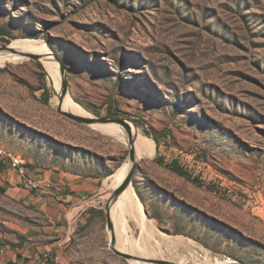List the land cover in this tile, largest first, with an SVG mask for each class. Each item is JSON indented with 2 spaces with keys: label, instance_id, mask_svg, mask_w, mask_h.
I'll use <instances>...</instances> for the list:
<instances>
[{
  "label": "rangeland",
  "instance_id": "rangeland-1",
  "mask_svg": "<svg viewBox=\"0 0 264 264\" xmlns=\"http://www.w3.org/2000/svg\"><path fill=\"white\" fill-rule=\"evenodd\" d=\"M26 38L45 44L88 117L121 118L154 144L131 183L149 233L126 216L115 231L124 250L170 264H264V0H0V46ZM42 64H0V146L34 175L99 180L97 204L74 215L89 237L82 250L102 264H136L112 249L106 212L115 177L133 164L125 131L60 113ZM46 226L0 192L8 239Z\"/></svg>",
  "mask_w": 264,
  "mask_h": 264
},
{
  "label": "crops",
  "instance_id": "crops-1",
  "mask_svg": "<svg viewBox=\"0 0 264 264\" xmlns=\"http://www.w3.org/2000/svg\"><path fill=\"white\" fill-rule=\"evenodd\" d=\"M96 181L99 182L77 180L53 170L38 175L29 170L27 177H22L9 164H0V192L48 220V226L37 231L20 227V235L14 239L0 232V264H34L48 252L72 264H102L89 251L82 250L89 237L79 236L81 225L78 218L74 219L75 212L89 200L97 204L96 194L90 196L97 192ZM92 215L90 212L83 219L88 221Z\"/></svg>",
  "mask_w": 264,
  "mask_h": 264
},
{
  "label": "bare ground",
  "instance_id": "bare-ground-1",
  "mask_svg": "<svg viewBox=\"0 0 264 264\" xmlns=\"http://www.w3.org/2000/svg\"><path fill=\"white\" fill-rule=\"evenodd\" d=\"M44 45L45 44H43L41 41H39L37 39L26 38V39L13 40L6 48H2L0 46V64L4 65L9 61L22 60V59L24 60V58L25 59L30 58L26 55H22L21 53H23V54H28V53L37 54V53H39L38 55H40V56L38 59L42 60L45 63L42 65L44 66V69L47 72L49 79L52 83V86H53V88L57 94V98L59 99V97L62 93V89H63L61 86L63 78H62V75L60 73V67H59V64L50 57V55L47 53L46 50L41 49V47ZM35 46H38V47H35ZM31 50H33V51H31ZM22 57H24V58H22ZM59 103H60V101L58 102V105H59ZM53 104H54V102H53ZM56 104H57V102H56ZM63 109L65 111H70V112H73L77 115H81L84 117L89 116L88 112L80 104L73 101V98L70 95L69 91L67 92V95L64 98ZM98 124L99 123H92L91 125H98ZM104 124L116 125V126L123 128V131H125V139L122 136H120V138H122L124 141H126L128 143V145H130V135L133 137L134 142H135L136 155H137L138 159H140V157H143V156H147L148 158H151L153 156L154 144L152 142H150L143 134H141L137 128L126 127L125 125L114 124V123H104ZM101 128L106 130V131H110L113 134L116 133L115 132L116 130L114 128H105V126H102ZM128 132L131 134H128ZM129 166H130V163H127L123 167L122 170H119V173L117 174V176L115 177V180L113 181L114 190L117 187H119L123 183V181L126 179L128 172H129V169L131 168V167L128 168ZM132 185L133 184L129 185L120 194L117 202L112 207L111 213H112V220L115 223L114 229H115V231L117 230L118 234L122 230L124 231L125 230L124 225L127 224L126 216L130 215V216L136 217L138 219L139 224L143 230V233L148 234L149 233V227H148L147 222H146L148 216L146 217V214L143 210L144 206L142 205V202L140 201V199L136 193V190L134 189V187ZM142 230H141V233H142ZM125 232H124V234H125ZM123 240L126 242L125 238ZM121 241H119V242H121ZM119 242H117L118 243L117 244L118 249H120L123 252H126V250H128V249L124 250L122 244L120 245ZM121 243H123V242H121ZM129 245H130V248H132L133 250L136 248H139V250L142 251V249H144V247L141 248V246L138 244V242H131V243H129ZM129 251H131V249H129L128 252H126V253H130ZM131 253L134 254V252H131ZM150 255H151V253H150ZM57 259L62 260L61 264H69L60 255H57ZM153 259H155V258H153ZM134 263L146 264V263L136 262V261H134Z\"/></svg>",
  "mask_w": 264,
  "mask_h": 264
},
{
  "label": "water",
  "instance_id": "water-1",
  "mask_svg": "<svg viewBox=\"0 0 264 264\" xmlns=\"http://www.w3.org/2000/svg\"><path fill=\"white\" fill-rule=\"evenodd\" d=\"M22 55H26L30 58H34V59H38L39 55L37 54H33V53H28V54H23ZM62 93L59 97V105H58V111L64 115H66L67 117L74 119L76 121H79L81 123H86V124H92V123H114V124H120V125H125L126 126V121L121 119V118H93V117H84L81 115H77L73 112L70 111H65L63 109V101L65 96L67 95L68 92V83H67V79L65 77H63L62 80ZM130 157L131 160L133 162L131 168L129 169L128 175L126 177V179L123 181V183L117 187L114 190V193L112 195V197L109 199V201L106 204V212H107V218H108V226L112 231V238H111V247L112 249H114V251L129 259L132 261H136V262H142V263H146V264H170V262L165 261V260H159V259H152L149 257H141V256H137L134 255L132 253H126L121 251L120 249H118L117 247V242H116V233H115V229H114V223L112 220V207L114 206V204L117 202L118 197L120 196V194L132 183V176L136 170V162L138 160L137 155H136V150H135V142L133 137L130 135Z\"/></svg>",
  "mask_w": 264,
  "mask_h": 264
},
{
  "label": "built area",
  "instance_id": "built-area-1",
  "mask_svg": "<svg viewBox=\"0 0 264 264\" xmlns=\"http://www.w3.org/2000/svg\"><path fill=\"white\" fill-rule=\"evenodd\" d=\"M2 163L9 164L20 176L27 177L29 168L25 159L16 152L0 146V164ZM61 261L57 259V253L48 252L34 264H61Z\"/></svg>",
  "mask_w": 264,
  "mask_h": 264
},
{
  "label": "trees",
  "instance_id": "trees-1",
  "mask_svg": "<svg viewBox=\"0 0 264 264\" xmlns=\"http://www.w3.org/2000/svg\"><path fill=\"white\" fill-rule=\"evenodd\" d=\"M43 95H44L45 102H48L49 101V96H47L46 93H43ZM153 138L157 142V146L159 148V143H158L157 138H155V137H153ZM157 162L162 164V165L165 164L172 171H175V172H177V173H179L181 175L188 176L189 178H191L190 175H188L187 171L178 163V161L173 160L170 163H164V158L163 157H158L157 158ZM2 164H4V163H2Z\"/></svg>",
  "mask_w": 264,
  "mask_h": 264
}]
</instances>
